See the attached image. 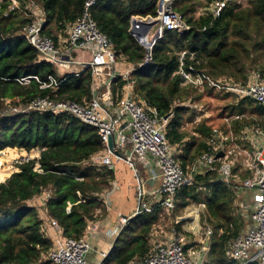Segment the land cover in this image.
Wrapping results in <instances>:
<instances>
[{"label": "trees", "instance_id": "trees-1", "mask_svg": "<svg viewBox=\"0 0 264 264\" xmlns=\"http://www.w3.org/2000/svg\"><path fill=\"white\" fill-rule=\"evenodd\" d=\"M220 1H225V6L215 16L211 5ZM85 2L0 0V152L7 148L39 151L38 158L18 165L19 171L7 180L11 170L3 167L5 156L0 157V181L5 180L0 182V264L50 263L42 257L52 241L42 230L43 220L36 207L29 205L37 196L50 192L45 202L47 213L68 237L81 238L107 211L101 194L110 187L112 171L84 164L103 148L97 129L66 113H13L6 103L10 99L12 105H25L37 97L84 103L92 98L91 70L61 76L54 65L39 61L38 51L22 36L23 28L35 21L33 9L38 6L45 19L43 33L58 43L59 36H66L68 27L82 16ZM156 8L157 0H102L92 6L91 14L113 42L118 58L134 64L135 94L161 116L171 115L169 140L183 143L187 139L179 156L186 168L207 150L213 134L209 118L194 121L198 112L193 104L200 103L202 92H217L224 99L235 97L227 106L229 116H235L231 125L234 135L244 127L264 128V106L207 85L201 89L185 82L180 73L184 62L185 71L193 67L215 79L225 77L242 84L253 72L264 74V0H247L245 6L242 0H176L175 9L190 29L165 31L152 49V60L141 66L147 48L130 32L132 17L155 16ZM200 10L203 12L198 14ZM24 76L32 78L22 83L18 79ZM50 76L61 82L58 88L41 87L50 82ZM125 84L123 78L113 83L114 103L121 100ZM187 122L193 125L191 129L184 128ZM225 130L227 133L228 127ZM218 174H197L192 185L179 191L178 208L190 203L206 205V225L212 227L207 264H240L228 259L225 249L240 235L244 222L234 205L235 190ZM158 219L157 208L132 217L102 263L143 259Z\"/></svg>", "mask_w": 264, "mask_h": 264}, {"label": "built area", "instance_id": "built-area-1", "mask_svg": "<svg viewBox=\"0 0 264 264\" xmlns=\"http://www.w3.org/2000/svg\"><path fill=\"white\" fill-rule=\"evenodd\" d=\"M98 1L102 0H86L82 16L68 27L67 38L62 43L60 41L56 43L52 37L43 33L45 19L41 17V10L37 11L39 16L34 14L35 21L22 30V36L38 51L39 61H46L54 66L81 64L84 71L91 70L92 98L83 103L67 99L37 97L25 105H12L11 100L6 99L9 110L13 113L31 111L66 113L96 128L103 148L84 162L86 166H93L100 170L111 167L112 157L116 156L124 160L137 173L135 158L151 159V166L153 163L154 168L153 166L152 168L156 172L147 179H139V207L131 216L120 217L118 226L112 232V235L116 237L136 215L151 213L159 207L169 212L174 211L177 207L179 191L194 183L195 171L198 169L218 170L221 180L235 190L240 187L253 189L255 226L230 240L226 246L225 255L228 259L240 264H264V133L255 127L252 130L254 134L263 135V141L249 163V166L254 169V177L243 180L241 185L234 180L232 167L234 160L232 162L223 160L218 168L216 166V155L223 147L217 139L220 138L222 141L228 139L227 135H223L224 133L217 129L213 131V137L211 136L212 138L208 140L207 150L193 162L192 170L185 169L181 165L176 147L168 137L167 126L171 115L168 118L161 116L155 107L135 94V80L132 78L134 64L129 65V63L127 67H124L128 62L124 59L119 61L113 42L101 31L91 14L92 6ZM175 2L176 0H157L155 16L132 17V23L136 22V26L134 28L131 26L130 32L147 48L146 57L141 66L152 60V49L163 37L165 31L183 32L190 29L184 17L175 9ZM224 6L225 1L213 3L211 11L218 16ZM75 50L90 52L91 60L75 59L73 57ZM184 55L185 52L182 59ZM183 64L184 62L181 63L180 73L185 82L201 89L207 85L209 88L233 94L238 98L254 100L264 106V74L253 72L247 82L242 84L225 77L215 79L193 67L185 71ZM31 78L24 76L18 80L28 83ZM118 78L126 80V84L121 100L115 104L113 97L106 96V93L111 92V87ZM60 83L50 76V82L44 83L41 87L56 89ZM110 138H113L114 149L109 147ZM38 157V155L33 157L27 154L15 160L20 165ZM159 179L160 185L156 188L153 185ZM200 205L201 209L206 207L204 203ZM68 211L70 212V208ZM42 220V230L52 241L50 250L43 255L46 261L50 264H89L88 254L92 250V245L88 228L81 238L68 237L56 219L49 216ZM188 251L182 236L167 232L164 238L150 243V248L143 259L132 260L128 264H197ZM107 256L108 253H103V258Z\"/></svg>", "mask_w": 264, "mask_h": 264}, {"label": "crops", "instance_id": "crops-1", "mask_svg": "<svg viewBox=\"0 0 264 264\" xmlns=\"http://www.w3.org/2000/svg\"><path fill=\"white\" fill-rule=\"evenodd\" d=\"M75 53L78 56V58L76 57L74 58L77 60L85 61V60H91L92 58V55L90 52L78 50L76 52H73L74 56H75ZM121 62L124 63L126 61H121ZM128 64L129 62L126 63L124 67H127ZM129 65H131V63ZM83 72L84 70L82 66L80 71L73 73L71 75L80 74ZM112 91L113 89L111 87V92L110 93L107 92L106 96L113 97ZM201 117H202V114L197 113V117L195 118L194 121L197 122L198 120H200ZM170 120H171V117L168 120L169 123H170ZM187 123L185 124V126L188 125ZM226 126L229 129L227 133H224L221 129H217L222 134L224 133L223 135H227L228 139L224 141H222L220 138L217 139V141L221 142L223 146L221 149H219L218 153L222 152L223 155L219 158H216L217 159L216 166L218 168L223 160L230 161V162L234 160V164L232 165L233 174L235 176L234 180L237 183H239V185H241V182L243 180L254 177V169H252L249 166V163L253 160L255 153L260 149L262 143L261 145H259L260 144L259 141L261 139V136L263 138V135L254 134L252 132L254 128L253 126V127L242 128L241 133L238 136H236L234 135L231 125L229 124ZM261 129H264V128H261ZM260 131L264 133V130H260ZM195 136L199 137V134L196 133ZM212 137H213V134H212ZM212 137H210V139ZM186 141L187 139H185L183 143H185ZM183 143H180V142L172 143L176 147L178 157L180 156V154L183 153V150H184ZM247 153H249V156H247ZM240 157L242 158L239 160ZM135 163L137 165L138 174L124 160L118 159L116 156L112 157V166L107 167L110 171H112V174H113L110 187L101 194V198L103 202L106 204L107 211L103 218L90 224L87 230L89 233V238H90V242L92 245V250L88 254L89 264H98L100 262H103L104 260L103 253L109 254L111 252L112 247L117 238L116 236L112 235V232L118 226L120 217L131 216L134 213V211L137 210L139 207V199H138L139 179L140 178L147 179L154 172H156L153 169L154 168L153 163H152V166H153L152 168L151 159L149 158L145 160H139L138 158H135ZM192 164L193 163H191L190 165H187L185 169H187L188 171L190 169L192 170ZM215 171L219 173L218 170H215ZM206 172L207 171L205 170L198 169L197 172L195 171L194 178L197 174H204ZM218 177H220V173L218 174ZM159 185H160V179L157 180L153 186L157 188ZM200 204H193V203L188 204L186 206L187 208L184 209V211L181 210V212L179 213L175 211V213L172 216L170 215L171 212L166 211L161 207L157 208L159 210V219L155 223V225L158 224V228H157V225L153 226L152 228L153 231H151L150 233L151 235L149 237L150 243L160 240L161 238H164L167 232L168 233L174 232L180 235V234H183V232L185 233L188 232L192 234L191 233L193 232L192 230L197 231V229L200 227V225H197V224H200V219H199L200 210L202 211L201 216L203 217V223L206 226L205 234L208 235L207 239L210 238V242H211L212 227L206 225L207 224L206 207L200 209L201 207ZM253 204H254V190L253 189L240 187L238 190H235L234 205L236 206L237 212L238 214L241 215L243 222H244V228L240 234L245 233L248 229L255 226V221L253 219ZM46 216L49 217L47 213H46ZM188 217L194 218L193 225H190L189 221H187L188 223L184 221ZM171 224H174V225L176 224L177 225L176 228L174 229V225L170 228ZM187 224L189 225L187 226ZM186 226L187 228H191L190 231H187L188 229L186 228ZM181 229H182V232H180ZM189 247L190 246H186V248L188 249ZM203 249L204 250L201 252V254L197 256V258L195 259L197 264H199V262L201 261L200 259L203 253H205L206 257L204 256L203 260L200 263L207 264V260H208L207 253L210 249V246L209 248L206 247V242H204ZM189 253L191 256L194 255V253L191 251Z\"/></svg>", "mask_w": 264, "mask_h": 264}, {"label": "rangeland", "instance_id": "rangeland-1", "mask_svg": "<svg viewBox=\"0 0 264 264\" xmlns=\"http://www.w3.org/2000/svg\"><path fill=\"white\" fill-rule=\"evenodd\" d=\"M242 3H243V6L247 5V0H242ZM17 4L18 3L15 2L14 6L17 5ZM38 10H39V7L35 6L34 9H33L34 14H37ZM206 10H209V9H206ZM201 12H203V10H200V12H198V14L201 13ZM37 16H39V14H37ZM59 37H60L59 41H60V43H62V41H64L67 38V35L66 36L60 35ZM76 51H78V50H75L74 52H76ZM73 57L78 58L76 53H75V56L73 55ZM119 61H120V59H119ZM81 68H82V66L79 65V64H71V65L64 64V65H61V66H55V69H56L57 73L60 74L61 76H64L66 74L76 73V72L80 71ZM199 91L202 92L201 90H199ZM202 93L204 94V96H203L202 100L199 101L200 103L193 104V107L197 108L198 113L202 114V117L200 119L209 118L210 119V124L212 125L213 130L221 129L224 133H226L225 129H227V127H224V126L225 125H229V124L232 125V120L235 119L234 118L235 116L234 117L233 116H229V112L227 110L228 109L227 106H229V104H232L233 101L235 102V100H236L235 97H228L227 99H224V98H221L220 95L217 92H213L212 94H209V92L205 91V92H202ZM241 99H243V98H241ZM9 106H11V104H9ZM246 117L249 118V116H246ZM226 119H228V122H227ZM187 124L188 125L185 126L186 129H191L193 127V125L191 123L189 124V122H188ZM262 140H263V138L261 136V139L259 141L260 142L259 145H261ZM27 154H29V155H31L33 157H37V155L39 156V151L34 150L32 152H28L26 150L19 149V148H14V150L11 149V148H7L6 150H3V151L0 152V157L1 156H5V158H6L3 167L4 166L5 167L8 166L10 168V170H11L10 173H9L10 175L5 176L6 178L4 177L5 180H7L13 173L19 171V167H17L18 164L16 163L15 158H17L19 156H24V155H27ZM241 158L242 157H240L239 160ZM189 171H191V169ZM4 181H0V182H4ZM49 195H50V192H46L43 196H37L36 198L32 199L29 202L30 206L36 207L37 213L42 219H46L47 218V216H46L47 209H46V206H45V202L49 198ZM193 204H196V203H193ZM186 208L187 207L178 208V202H177L176 209L174 211H172L170 213V215L172 216L175 213V211L177 213L181 212V210L184 211V209H186ZM200 209H201V207H200ZM47 215H48V213H47ZM201 215H202V211L200 210V213H199L200 224H197V225H200V227L198 228L199 231H198V229H197V231L196 230L195 231L192 230L193 232H191V233L193 235L188 233V232H186V233L183 232V234H180L183 237V242L186 244V246H190L189 247V252L191 251V252L194 253V255L192 256V258L194 260L204 250L203 249L204 242H206L205 240H207V237H208V235L205 234L206 226L203 223V217ZM184 221H186V223H188L187 221H189L190 225L194 224V218H189L188 217ZM189 224H187V226ZM156 225H157V228H158V224H156ZM173 225L174 224H171L170 228ZM176 226L177 225L175 224L174 225V229L176 228ZM187 226H186V228H187ZM187 229H188L187 231H190L191 228H187ZM180 232H182V229L180 230ZM42 261H46V257L45 256L42 257Z\"/></svg>", "mask_w": 264, "mask_h": 264}, {"label": "water", "instance_id": "water-1", "mask_svg": "<svg viewBox=\"0 0 264 264\" xmlns=\"http://www.w3.org/2000/svg\"><path fill=\"white\" fill-rule=\"evenodd\" d=\"M143 25H147V24H143ZM135 26H136V22L133 21V23H132V28H134ZM149 26H151V25H149ZM144 33H145V32H144ZM169 116H170V115H166L165 117L168 118ZM109 147H110V149H114V141H113V138H110V139H109ZM222 155H223V153L220 152V153H218V155L216 156V158H219V157H221ZM209 246H210V238H208L207 241H206V247L209 248ZM204 256H205V253L202 254V257H201V259H200L201 261L203 260V257H204ZM201 261H200V262H201ZM200 262H199V264H201Z\"/></svg>", "mask_w": 264, "mask_h": 264}, {"label": "bare ground", "instance_id": "bare-ground-1", "mask_svg": "<svg viewBox=\"0 0 264 264\" xmlns=\"http://www.w3.org/2000/svg\"><path fill=\"white\" fill-rule=\"evenodd\" d=\"M144 26H146V25H144Z\"/></svg>", "mask_w": 264, "mask_h": 264}]
</instances>
